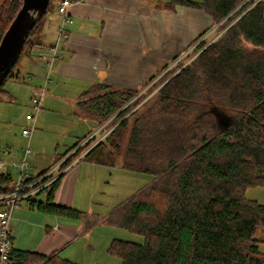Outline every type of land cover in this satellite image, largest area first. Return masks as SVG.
Wrapping results in <instances>:
<instances>
[{"label": "trees", "instance_id": "obj_1", "mask_svg": "<svg viewBox=\"0 0 264 264\" xmlns=\"http://www.w3.org/2000/svg\"><path fill=\"white\" fill-rule=\"evenodd\" d=\"M21 1L0 0V40ZM174 4L204 10L218 34L209 41L201 39L206 31L197 36L187 46L197 42L193 56L184 60L185 55L177 70L163 73L168 79L156 100L133 119L121 166L152 180L106 220L142 241L112 239L107 252L120 258V264H264L255 237L264 229V204L245 196L247 189L264 188V0H170L167 6ZM42 17L23 47L38 44L29 36ZM12 77L17 76L9 72L4 82ZM2 85L0 96H7ZM137 94V89L104 84L84 91L89 96L77 102L79 114L115 125L103 140L94 144L90 138L94 145L82 159L115 163L113 150H120ZM223 122L229 125L222 128ZM69 157L63 167L73 160ZM61 175L38 191L45 193L44 199L31 204L46 213L82 217V212L52 201ZM13 187L10 176L0 172V194ZM54 258L11 250L12 264H76Z\"/></svg>", "mask_w": 264, "mask_h": 264}, {"label": "crops", "instance_id": "obj_2", "mask_svg": "<svg viewBox=\"0 0 264 264\" xmlns=\"http://www.w3.org/2000/svg\"><path fill=\"white\" fill-rule=\"evenodd\" d=\"M58 2L56 0V5ZM169 2L82 0L70 6L68 14L71 22L65 25L68 36L58 43V55L52 62L51 71L49 69L52 76L49 79L46 78L45 60L49 57V47L56 42L57 26L61 21L56 8L45 23L51 33L50 42L55 41L37 42L39 45L27 49L26 57L18 67L19 72L26 73L19 78L17 71L14 74L17 77L9 79L10 84L6 88L8 95L0 96L9 99L5 102L3 117L7 122H23L22 128L28 126L30 121L25 115L30 112L25 111L24 116L22 110L19 116L14 115V112L20 104H24L25 110L27 107L32 108V92L43 86L47 88L50 83L48 95L45 94L42 103L48 108L47 113L65 106V110L76 118L74 124L77 129L87 132L96 124L99 134L110 119L99 123L97 119L79 114L77 102L89 96H84V91L94 84H104L109 89H137L140 94L164 66L167 65L168 69L169 59L179 54L181 48L189 45L204 31L206 33L203 36L212 35V39L218 34L215 32L217 25L212 24L211 16L204 10L180 4L168 7ZM43 25L41 27L44 32ZM34 66L37 75L33 71ZM42 113L46 114L42 110L37 120ZM13 135L14 131L9 125L0 133V140L6 145L5 151L0 150V161L5 164L0 172L8 174L12 180L17 176V170L11 164L20 159L23 148V144L18 142L23 139L21 132L14 138ZM82 158L73 159L65 170L61 165L59 170L63 174L52 200L56 205L82 212V217H68L37 209L31 200L44 199L45 193L36 192L29 197L30 200L27 198L21 201L12 212L10 233L13 249L42 255L54 254L55 260L65 259L76 264H115L112 259L116 258L108 254L107 248L112 239H125L128 236L125 229L109 224L106 219L130 195L112 204L104 197H110L112 182L127 178L130 171L122 168L121 162L105 165ZM32 167L30 163L29 171L31 177H34L39 173L33 171L35 167ZM56 170L58 168L53 174L57 173ZM105 184L108 194L105 192Z\"/></svg>", "mask_w": 264, "mask_h": 264}, {"label": "rangeland", "instance_id": "obj_3", "mask_svg": "<svg viewBox=\"0 0 264 264\" xmlns=\"http://www.w3.org/2000/svg\"><path fill=\"white\" fill-rule=\"evenodd\" d=\"M56 8H57L56 0H50L49 1V7L41 19L40 26L35 30V33L31 37L29 36V38H31V40H33L35 42H39V43H51L53 41L52 40L50 42L51 33L47 30V26L45 25V23L47 21V17H49L51 14L55 13L54 11L56 10ZM42 23L45 25L44 32H43L42 27H41ZM58 26H59V24H58ZM58 26H57L56 36L58 34V31H59ZM211 36L212 35L206 36L205 39L209 41L212 38ZM54 41H55V39H54ZM54 41H53V43H54ZM196 43H194L189 48H187L188 45L184 46V48H181L179 53L187 55V57L184 60H187L188 58L193 56V54H194V50H193L194 48L193 47L196 45ZM27 48H28L27 45H25L23 47L21 54L19 55V57L16 60V62L14 63V65L11 67L10 74H16L18 71V77L21 78L26 73V72H19L18 67H19L20 63L22 62V60L26 57ZM56 58H54V60ZM170 59L168 62V64H169L168 69L162 71L161 73L159 72L160 74L155 79H153L152 82H150L142 91H140V94L136 95L137 97L138 96L139 97L138 98L136 97L137 99L134 98V99H136V101L133 103V106L131 107V110L129 111V113H131L133 110H135V111H134L133 115H131L129 117L128 127H127V129L124 130L120 150L117 153H114V150H113V154L115 156V162L116 163H119V162L122 163L123 162V157H124L125 149H126V145H127L129 129H130L131 123L133 122V119L135 117H137L138 115L142 114L149 106H151V104H153V102L156 100V96H157L156 92H157L159 86L162 83H164V81L166 79H168V77L164 78V76L163 77H161V76L166 71L178 69V67L176 66L177 63L175 64L176 61L174 60L175 61L174 62V61H172L173 59H171V60ZM51 67H52V63L50 65V71H51ZM33 69H34L33 70L34 73H36V75H37L38 74L37 68L34 66ZM50 71L48 69L45 70L46 78L51 79L52 76L50 74ZM9 79H11V78H9ZM9 79H7V81H5L4 84L2 85V88L5 90H6V88H8V85L10 84ZM155 83H157V84H155ZM49 84H48L47 88L45 86L42 87V88H45L44 96L46 93L48 95V89L50 87ZM38 89H40V88H38ZM49 93H50V91H49ZM44 96H43V98H44ZM8 100L9 99L6 97H0V133L9 125L11 130L14 131V135H13V138H14L15 136H18L19 133L21 132V129H22L21 124L23 122H21V121L15 122V120H13V121L11 120L10 122L9 121L7 122V120L3 117V114L5 116L4 111L6 109V103L5 102H7ZM83 100H85V98H83ZM42 103H43V101H42ZM61 105H62V107L64 106L63 104H61ZM20 106H21V109H19ZM19 107L14 112V115H16V116L20 115V110H22V112H23L22 116H24L25 111H27V110L30 113L36 114L35 129L31 135V138H30L31 154L29 156V162L32 163L33 167H35V169H36V170L34 169L33 171H35L37 173H40V171L45 170V169L50 170L54 165H56L58 162H61L64 158H66L65 160L70 159L69 156L73 157V159H81L82 157H84L86 152L96 142L99 141L100 138H104L106 136L107 132H109L108 129L109 128L112 129L115 125L113 123L114 125L112 127H110V125L108 123L107 126L100 129V132L98 134L97 127L95 126L96 124H94L93 128H91L89 131L85 132L82 129H77L75 127L74 122L76 121V118L71 116L70 113L65 110V106H64V108H57L58 110H55V111L50 112V113H47L46 110L48 108H46L43 105H42V108H40L38 111L33 110L31 107H27V109L25 110L24 104H20ZM42 110H44L46 112V114L42 113L41 118L39 120H37L38 115L40 114V112ZM9 116H12V113ZM31 123L32 122H29L28 126H30ZM92 134L95 135L93 138V140H95L93 142L94 144L92 142L90 144L86 143L84 145L85 146L84 150L75 157H74L75 153L74 154L71 153L72 155L67 156L68 154H70V152L72 150V146L78 140H79V143H82ZM14 141L16 142L15 139H14ZM18 142L22 143L23 144L22 147H24L26 142H27V139L26 138L19 139ZM4 147H6V145L4 144V142H2L0 140V150H2V149L4 150ZM58 160H60V161H58ZM155 160H156L155 163L162 162L163 157H161V159L156 158ZM71 161H73V160H71ZM74 161H76V160H74ZM33 167H32V169H33ZM67 167H68V165L64 166L62 169H65ZM59 172L60 171H57V173H59ZM150 180H152V176L147 174V173L130 171V172H128L127 178H125V179L120 178L119 181H115V182L113 181L112 182V185H111L112 193H110V197L108 195H105L104 198L109 199L110 204L116 203L119 200L120 201L125 200L129 195H130L129 196V198H130L137 191H139L140 189L145 187L150 182ZM105 192H106V194H108L106 184H105ZM245 196L247 198L256 199L259 203L264 204V188L247 189L245 192ZM37 198H41V196H38ZM104 205H107V203L104 202ZM124 232L128 236V238H125V239H129V240H133V241H137V242L142 241V237L139 236L138 234H135L129 230H126ZM255 237L258 238V240H259V242H258L259 251L264 253V229L259 228L255 233ZM113 257L116 258V259H112L115 262V264H120V258H118L116 256H113Z\"/></svg>", "mask_w": 264, "mask_h": 264}, {"label": "built area", "instance_id": "obj_4", "mask_svg": "<svg viewBox=\"0 0 264 264\" xmlns=\"http://www.w3.org/2000/svg\"><path fill=\"white\" fill-rule=\"evenodd\" d=\"M80 2H82V0H59L57 4V11L61 15V21L58 26L59 31L57 34L56 42L55 44L49 47V57L45 60V65L48 70L50 69V65L52 61L58 55L57 54L58 43L60 41H64L68 36L65 28V25L71 22V19L68 14V10L70 6ZM205 38L206 35L202 36L201 39H205ZM184 56L185 55L182 54L179 57H177V59H175L176 62L174 61L175 64L181 61L184 58ZM44 91L45 88H40L32 92V95L30 97V103L32 105L33 110L38 111L41 108L43 96L45 93ZM25 118L32 123L30 126H26L21 129V136L23 138H26L27 142L25 146L22 148V155L20 159L17 162L11 164L17 170V176L13 180L14 187L10 192L0 194V264L13 263L11 259L12 245H11V233H10L11 232L10 225H11V220L13 218L12 212L19 206L21 201L29 198L34 193L43 189L54 179L60 176L63 172L59 170V168L66 159L64 158L55 167H53V169L46 170L45 172H43L38 178L34 180H29L31 178V174L29 171L30 169L29 156L31 154L30 138L35 129L36 114L28 113L25 115ZM92 137H94L93 134L89 136L84 142L80 143L77 147L72 149L70 154H68L67 156L74 154L79 146H83L85 143H88V141ZM4 167H5L4 162L0 161V171H2ZM57 168L58 171H60V173L53 174L54 170Z\"/></svg>", "mask_w": 264, "mask_h": 264}, {"label": "water", "instance_id": "obj_5", "mask_svg": "<svg viewBox=\"0 0 264 264\" xmlns=\"http://www.w3.org/2000/svg\"><path fill=\"white\" fill-rule=\"evenodd\" d=\"M50 0H22L0 40V86L18 59L29 32L45 13ZM228 122L222 123L226 128Z\"/></svg>", "mask_w": 264, "mask_h": 264}, {"label": "bare ground", "instance_id": "obj_6", "mask_svg": "<svg viewBox=\"0 0 264 264\" xmlns=\"http://www.w3.org/2000/svg\"><path fill=\"white\" fill-rule=\"evenodd\" d=\"M220 26V25H219ZM204 33V32H203Z\"/></svg>", "mask_w": 264, "mask_h": 264}]
</instances>
